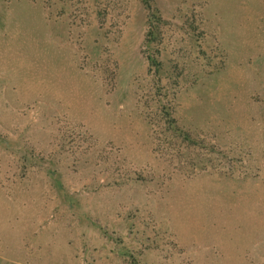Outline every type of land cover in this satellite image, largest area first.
<instances>
[{
	"label": "rangeland",
	"instance_id": "374dc122",
	"mask_svg": "<svg viewBox=\"0 0 264 264\" xmlns=\"http://www.w3.org/2000/svg\"><path fill=\"white\" fill-rule=\"evenodd\" d=\"M0 264H264V0H0Z\"/></svg>",
	"mask_w": 264,
	"mask_h": 264
},
{
	"label": "trees",
	"instance_id": "16d2710c",
	"mask_svg": "<svg viewBox=\"0 0 264 264\" xmlns=\"http://www.w3.org/2000/svg\"><path fill=\"white\" fill-rule=\"evenodd\" d=\"M141 2L144 4V6H146V8H150V6H151V0H141ZM152 35V31H150V33H149V36H151Z\"/></svg>",
	"mask_w": 264,
	"mask_h": 264
}]
</instances>
